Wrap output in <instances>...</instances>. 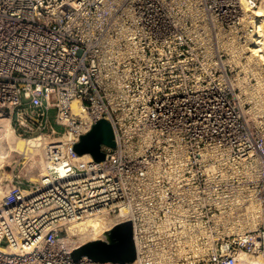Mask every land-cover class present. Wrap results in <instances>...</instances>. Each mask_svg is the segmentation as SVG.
<instances>
[{"label": "built area", "instance_id": "1", "mask_svg": "<svg viewBox=\"0 0 264 264\" xmlns=\"http://www.w3.org/2000/svg\"><path fill=\"white\" fill-rule=\"evenodd\" d=\"M242 13L240 0H0V116L17 139H48L51 165L32 182L31 157L11 161L25 172L0 199V264H101L74 260L63 239L71 221L121 207L130 264H264V180H246L254 228L210 222L244 206L246 129L225 47L250 40ZM100 119L115 146L82 160L73 146ZM167 214L188 222L155 223Z\"/></svg>", "mask_w": 264, "mask_h": 264}, {"label": "rangeland", "instance_id": "2", "mask_svg": "<svg viewBox=\"0 0 264 264\" xmlns=\"http://www.w3.org/2000/svg\"><path fill=\"white\" fill-rule=\"evenodd\" d=\"M261 5H264V0H262L260 3H258L257 7L255 9L258 10L259 6H261ZM245 14L247 16H245ZM243 15L245 16V18ZM250 21H251V19L249 17L248 12L244 13V11H243L242 21L240 24L241 26L239 27L240 31H246L252 25V23ZM234 31L236 32V30H234ZM248 43H249V39L246 42V44H240L236 40H230V41L228 40L227 44L225 45V47L228 50V52H227L228 54L226 56V63L230 64L232 66V69H233L232 72L228 73V76L230 77L234 93L238 96V98L240 100V106H241V109L243 110V113H244V124H245V129H246L244 132V136L242 137L241 143H240L241 162H242L241 174L243 176V180L241 181V184L238 185L239 190L238 191L234 190L235 195L240 196L242 198L244 206H243L241 212H238V213L234 212V214H225V215H219L218 213H214L215 215L212 214L210 216V222L213 226H215V229H218V227L220 229L224 228L225 232H228L229 234L231 232L236 233V232L246 231V230H250V229L254 228L255 222L252 218L253 214L251 215V218H249V220L251 219L249 224H252V225L248 226V228L244 227V225L239 223L244 218L246 219L250 216V215H248L249 212L251 214L254 211V209H252L254 207L250 208L248 206V201L250 200L249 199L250 197H249V191L246 187V180H251V179H253V180H264V156L260 153V152H263V154H264V96L262 95L264 93V92H262V91H264V81H261L259 83V78H261L262 75L259 74L260 73L259 71H255V68H256L255 62L251 61V60H250L251 61L250 62L249 60H247L249 54H248V48L246 45ZM230 45H231V47H230ZM237 47H238V49H237ZM244 50H246V51H244ZM245 58H247V59H245ZM246 71H247V73H246ZM255 73H256V75H255ZM258 75H260V76H258ZM262 80H264V78ZM259 85H260V88H259ZM257 89L259 91H257ZM260 89H262L261 92H260ZM231 90H232V88H231ZM5 123H6V119L0 116V135L2 133L1 127H4ZM57 129L59 132H62V128H57ZM15 140L17 142L22 141V140L17 139V138H15ZM48 142H49L48 139H41L40 146L38 148H35V149L34 148L28 149L29 145L27 146L26 142H24L23 143L24 145L21 148V150L13 148L14 150L12 152L10 151L9 158L3 159V169L0 170V194H1V198L5 195V192L7 190V185L10 183L13 175L16 173H24L25 168L28 165L30 166L29 170L31 172L28 175V178L32 182H38L41 178L40 175L43 172L46 173L48 171L47 168L44 169V167L42 166L43 163H46V161L44 160V147ZM29 148H31V146H29ZM13 152H16V154ZM24 152L26 153L27 158L31 157L30 160H27V162L25 163V165H26L25 168H22V163H21V162H24L25 159H22L21 162L15 166L14 163H12L11 161L13 159L17 158L16 157L17 153H24ZM260 156H261V158H260ZM226 189L227 190L230 189L229 185L227 186ZM230 201L231 200H227V201L225 200L224 204H231L232 202H234V201H231V202ZM212 203L215 204L214 202H212ZM154 205H155V203H154ZM156 206H157V204H156ZM247 210L248 211L250 210V211L248 212ZM118 214L119 213L116 212V214H111L110 216H107L106 217L107 219L103 218V219H105V220H103V222L105 223L106 228L109 227V229H110L115 224H117V222L119 223V222H122L124 220V218H121L120 216L118 217ZM88 218L91 219L92 217H88ZM88 218L73 221L68 226L69 227L74 226L77 224V222L78 223L83 222ZM252 220H253V222H252ZM152 222H153L152 218L146 217L145 222H144V226L146 227L148 225H151V224H153ZM187 222H188V217L185 215H182V214H180V215L167 214L165 216H161V218L158 220L155 218V223L156 224L158 223V224H160V226H164V227L165 226L171 227L175 223L185 224ZM69 227L67 230H68V236L70 239L67 240V242L70 243L71 245L81 246L82 244H85L89 241H92V238L94 237L93 234H91V235L90 234H85V235L76 234V236H75L72 233V231L70 232ZM98 239L106 240L105 233L104 234L102 233V235L99 236Z\"/></svg>", "mask_w": 264, "mask_h": 264}, {"label": "water", "instance_id": "3", "mask_svg": "<svg viewBox=\"0 0 264 264\" xmlns=\"http://www.w3.org/2000/svg\"><path fill=\"white\" fill-rule=\"evenodd\" d=\"M114 148V136L111 125L105 119L98 120L89 132L82 135L73 151L78 155H90L94 162L105 160L101 147ZM106 240H92L77 247L71 257H82L101 264H130L135 261L136 248L133 239L132 223L129 220L119 222L105 232Z\"/></svg>", "mask_w": 264, "mask_h": 264}, {"label": "bare ground", "instance_id": "4", "mask_svg": "<svg viewBox=\"0 0 264 264\" xmlns=\"http://www.w3.org/2000/svg\"><path fill=\"white\" fill-rule=\"evenodd\" d=\"M240 2H241V5H242V8H243L244 13H247L248 12L249 17L251 19L250 22L254 26V32H252V35H250V40H249L250 42L246 45L247 48H248V54H249V56H248V59L247 58H245V59H247L249 61L251 60V61H254L255 62V65H256V68L254 67L255 68V71H259L260 72L259 74L262 75V77L259 78V83H260L261 81H264V80H262L264 78V5L259 6V9L257 10L254 7H252V2H249L248 0H240ZM245 16H247V15L245 14ZM245 16H244V18H245ZM230 47H231V45H230ZM237 49H238V47H237ZM244 51H246V50H244ZM246 73H247V71H246ZM255 75H256V73H255ZM260 75H258V76H260ZM259 88H260V85H259ZM262 89H260V92H261ZM257 91H259V90L257 89ZM262 92H264V91H262ZM262 95L264 96V93ZM73 106L76 109V105L74 104ZM7 122L8 121L6 119L5 126L4 127H1L2 133L0 135V170L3 169V159H7L9 157L10 151H13L14 149L21 150V148L24 145L23 143L26 142V141H18L17 142L15 140V138L13 137V134H12V129L10 128V126H9V124ZM26 144H27V146L28 145L31 146V148H29V146H28V149H32V148L35 149V148H38L41 143H40V139L39 138H36V139H31V140L27 141ZM80 158L82 160L90 161V157L88 155H85L83 158L82 157H80ZM42 166L44 167V169H46V168L48 169L49 167H51V165H49L47 163H43ZM67 166H69V164H67L63 160L60 161L59 163H57L55 165V168L60 173V177H63L64 176ZM0 198H1V194H0ZM252 213L250 214V212H249L248 215H250V216L248 218H246V219L244 218L239 223H241L242 225H244V227H247V228H248V226L252 225V224H249L250 223V220H251V219L249 220V218H251ZM119 216L121 218H124V220H127V218H128L127 215H126V213H125L124 208H122V207H121V209L119 211L118 217ZM103 218H106V217H103V216H93L91 219L88 218V219H86L83 222H80V223L77 222L76 225L71 226V227L68 226V227H69L70 232L72 231V233L75 236H76V234H81V235H85V234H90L91 235V234H93L94 237L92 238V240H98L99 236H101L102 233L104 234L109 229V227L106 228V225L103 222V220H105V219H103ZM71 222H73V221H71ZM252 222H253V220H252ZM69 239L70 238L68 236V237H64L63 240L64 241H67Z\"/></svg>", "mask_w": 264, "mask_h": 264}]
</instances>
